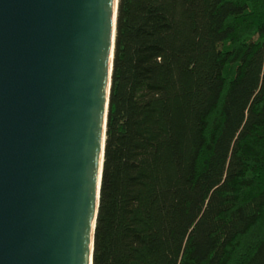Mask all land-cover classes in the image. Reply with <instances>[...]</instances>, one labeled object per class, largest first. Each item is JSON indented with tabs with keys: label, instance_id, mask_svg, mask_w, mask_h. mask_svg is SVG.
<instances>
[{
	"label": "trees",
	"instance_id": "16d2710c",
	"mask_svg": "<svg viewBox=\"0 0 264 264\" xmlns=\"http://www.w3.org/2000/svg\"><path fill=\"white\" fill-rule=\"evenodd\" d=\"M93 264H264V0H118Z\"/></svg>",
	"mask_w": 264,
	"mask_h": 264
},
{
	"label": "water",
	"instance_id": "95a60500",
	"mask_svg": "<svg viewBox=\"0 0 264 264\" xmlns=\"http://www.w3.org/2000/svg\"><path fill=\"white\" fill-rule=\"evenodd\" d=\"M118 0H0V264H93Z\"/></svg>",
	"mask_w": 264,
	"mask_h": 264
}]
</instances>
